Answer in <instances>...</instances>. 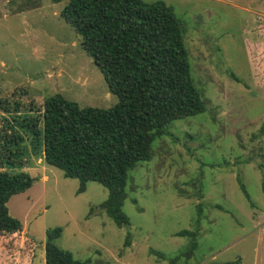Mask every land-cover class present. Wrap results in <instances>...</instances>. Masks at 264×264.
Returning a JSON list of instances; mask_svg holds the SVG:
<instances>
[{
    "label": "rangeland",
    "instance_id": "1",
    "mask_svg": "<svg viewBox=\"0 0 264 264\" xmlns=\"http://www.w3.org/2000/svg\"><path fill=\"white\" fill-rule=\"evenodd\" d=\"M162 1L185 23L190 76L205 111L172 122L153 142L150 160L130 170L122 207L129 224L118 228L98 209L107 189L87 182L78 194L79 180L33 155L32 133L0 107V136L23 138L17 172L37 178L7 203L23 229L0 238L1 264H43L46 231L57 227L56 246L89 264H264V136H257L264 120V0ZM63 6L43 0L17 12L0 0V100L10 110L20 103L19 121L40 116L35 111L56 93L81 108L118 103L60 17ZM181 230L196 232L198 246L172 263L190 244L175 235Z\"/></svg>",
    "mask_w": 264,
    "mask_h": 264
},
{
    "label": "trees",
    "instance_id": "2",
    "mask_svg": "<svg viewBox=\"0 0 264 264\" xmlns=\"http://www.w3.org/2000/svg\"><path fill=\"white\" fill-rule=\"evenodd\" d=\"M42 1L10 3L22 12L37 9ZM49 1L64 2L60 17L79 36L81 49L100 70L118 103L108 109L81 108L56 93L35 111L40 116L23 117L20 121L18 114L22 110L18 101L10 110L0 100V107L21 129L32 133L33 155H41L47 165L61 170L64 177L79 180L78 194L86 190L87 182L105 187L108 197L98 209L118 228L126 227L129 221L122 207L130 170L150 160L153 142L168 135L172 122L205 111L203 93L190 76L185 23L162 0ZM11 134L0 136V238L15 237L22 231V223L10 215L7 203L37 182L29 173L17 172V145L23 138L19 133ZM257 136H264V120ZM237 181L250 201L241 179ZM197 211L195 222L199 224L201 205ZM61 234V227L46 231L43 264H89V259L77 260L56 246ZM175 235L189 238L190 244L172 263L194 253L198 246L196 232L181 230ZM124 247H129L128 238Z\"/></svg>",
    "mask_w": 264,
    "mask_h": 264
},
{
    "label": "crops",
    "instance_id": "3",
    "mask_svg": "<svg viewBox=\"0 0 264 264\" xmlns=\"http://www.w3.org/2000/svg\"><path fill=\"white\" fill-rule=\"evenodd\" d=\"M0 264H1V262H0Z\"/></svg>",
    "mask_w": 264,
    "mask_h": 264
}]
</instances>
